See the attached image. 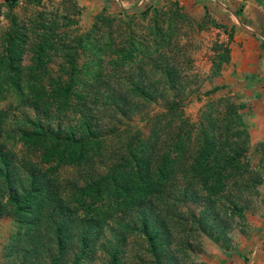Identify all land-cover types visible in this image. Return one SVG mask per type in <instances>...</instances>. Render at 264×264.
<instances>
[{
    "label": "rangeland",
    "instance_id": "obj_1",
    "mask_svg": "<svg viewBox=\"0 0 264 264\" xmlns=\"http://www.w3.org/2000/svg\"><path fill=\"white\" fill-rule=\"evenodd\" d=\"M68 1L41 0L39 6H31L24 0H16L11 8L16 24L25 28L30 27L35 11H43L50 19L55 16L58 42L64 41V36L85 33L91 28L94 17L100 15L92 38L98 45L108 44L102 48V55L94 58L99 61L98 65L84 68V64L92 59L87 54L76 60L77 76L85 83L92 81L93 72L101 71L95 83L97 87L89 90L85 102L93 123L105 137L102 151L80 167H63L55 171L45 170L46 166L39 167V173L53 190L51 196L61 198L65 204L78 185L104 173L115 162L124 143L134 133L149 146L151 164L155 166L177 134L188 129L185 125L189 124L192 132L178 156L176 171L162 199H153L141 209L117 217L101 230H89L79 225L74 216L68 217L70 225L66 233L69 239L57 264H112V261L114 264H264V159L258 145L262 140L251 138L244 123L249 134L246 157L251 174L244 177L246 184L243 187L229 182L217 199H208L197 180L184 173L197 148V126L202 123L219 138L223 122L221 113L225 107L222 99L241 105L233 93L241 91L253 97L257 92L259 80L251 81L255 83L251 88L239 89L241 86L237 82L222 84L227 69L221 67L217 76H213L211 70L220 50L218 44L227 45L229 49L233 39L232 18L243 25L247 19V26H251L253 16L256 22L257 19L261 22L258 16L264 17V0H71L79 10L77 16ZM0 5L1 37L7 28L9 14L4 0H0ZM174 10H177V16L173 15ZM63 15L66 19L61 21ZM68 19H75L76 24L66 26ZM155 29L162 31L156 46L153 44ZM257 35V40L264 36ZM29 37L33 40L31 35ZM131 43L140 52L136 56L132 54L130 62L123 67L109 62L117 47L125 48ZM1 50L0 46V53ZM29 57L27 43L21 64L27 65ZM60 63V58L54 56L47 65L49 73L57 75ZM228 73L232 76H226L232 80L241 76L231 68ZM128 82H139L149 94L148 101L131 98L125 90ZM75 90L80 87L75 86ZM103 90L113 96L119 95L120 102L124 100L125 114H116L102 105L99 91ZM3 95L0 110L6 111V119L1 126L6 133L23 127L21 121L26 119L60 129L71 120V117L58 118L53 113L48 116L36 114L18 103L11 91ZM168 101L177 103V110L163 116ZM241 110L238 111L240 115ZM182 120L187 124L184 125ZM1 140L2 151L10 158L11 183L22 196L28 189V174L34 171L32 163L36 161V155H26L19 143ZM256 177L261 179L259 185L251 183ZM3 193L0 180L2 201L5 200ZM45 196L36 200L42 203V208L39 219L30 229L18 225L11 214L0 217V264H52L51 258L57 250L52 229L45 219L48 199L44 201ZM143 217L148 233L156 236L154 252L149 250L141 233L140 219ZM81 230H86V239L78 258L81 246L77 235Z\"/></svg>",
    "mask_w": 264,
    "mask_h": 264
},
{
    "label": "trees",
    "instance_id": "obj_2",
    "mask_svg": "<svg viewBox=\"0 0 264 264\" xmlns=\"http://www.w3.org/2000/svg\"><path fill=\"white\" fill-rule=\"evenodd\" d=\"M27 5L39 6L41 0H24ZM72 5L75 16L78 8L74 1H68ZM8 9V25L0 37V98L5 92L11 91L18 103L30 108L36 114L48 116L53 113L58 118L71 117L68 125L50 128L41 122L32 119L21 121L23 127L11 132H4L2 123L6 119V111L0 110V138L1 141L19 143L25 149L26 155H36V161L32 163L33 172L28 174V189L21 196L12 185V175L9 169V155L2 151L0 146V180L4 190L3 199L0 198V217L11 214L18 225L26 230L39 219L42 203L37 198L46 195L44 201L47 206L46 223L52 229V237L57 253L51 258L52 264L64 255L67 247L69 218L74 216L79 225L89 230H101L117 217L139 210L153 199H162V194L168 186L176 171L178 156L182 153L187 139L190 138L192 128L185 125L186 129L177 134L167 149L159 156L158 163L152 166L150 148L138 133H134L125 143L120 156L102 174L78 185L63 204V200L51 196L53 190L39 173L38 168L46 166L45 170L55 171L58 168L80 167L86 165L93 157L101 153L105 140L101 130L95 126L85 100L89 90L97 85L100 70L92 73V81L85 83L77 76L79 68L76 65L77 58L81 55H91L92 59L84 64V68L90 65H98V58L102 55V48L107 43L98 45L92 38L93 30L100 21L101 16H95L91 28L78 36H64V41L56 40L58 34L57 20L43 11H35L30 19V27L19 26L16 18L11 14V8L16 0H4ZM1 7V5H0ZM121 9L124 7L120 6ZM178 15L177 10L173 15ZM176 15V16H177ZM66 19L65 15L60 20ZM76 24L75 19H68L67 25ZM162 31H153V44ZM29 35L32 36L30 39ZM29 43L30 57L27 65L21 64V56L24 47ZM131 46L133 49H131ZM132 43L126 47H117L114 57L109 60L114 66L123 67L130 62L132 54H139L140 50ZM220 49L217 59L213 60L211 73L217 76L222 65L229 60L227 45L218 44ZM57 56L61 63L57 69V75L53 76L47 69L51 59ZM95 84V85H94ZM79 86L80 90H75ZM99 89V88H98ZM125 90L131 98L139 100L149 99V94L140 86L139 82H131L125 85ZM216 89L212 90L214 92ZM103 100L102 105L111 108L116 114H125L126 103L119 101V95L113 96L99 91ZM98 94V91H97ZM148 101V100H147ZM225 104L222 110L221 136L214 135L200 123L197 126V148L195 155L184 170L185 176L197 180L201 190L208 199H217L222 196L229 182L233 186L243 187L246 184L244 177L251 174V167L247 160V147L249 134L239 114L241 105H234L227 99H222ZM165 113L170 115L177 110V103L168 101L165 103ZM181 116L180 112L178 113ZM208 120V117H205ZM181 130V129H180ZM264 159V140L258 143ZM258 147V146H257ZM264 163V161H263ZM239 180V181H238ZM253 185H259V177L251 180ZM43 199V197L41 198ZM40 199V200H41ZM69 217V218H68ZM141 233L146 238L148 248L154 252L156 236L147 231L146 218L140 219ZM81 252L84 250L86 230H81L77 235ZM112 264L113 261H112Z\"/></svg>",
    "mask_w": 264,
    "mask_h": 264
},
{
    "label": "crops",
    "instance_id": "obj_3",
    "mask_svg": "<svg viewBox=\"0 0 264 264\" xmlns=\"http://www.w3.org/2000/svg\"><path fill=\"white\" fill-rule=\"evenodd\" d=\"M246 8V6L244 7ZM243 8V9H244ZM255 8V7H254ZM261 14V13H260ZM262 15V14H261ZM261 17V22L259 19H254L250 21L251 26L247 22L243 25L238 23L237 19L233 17V39L229 46V60L227 64L222 67L225 71L229 72L233 69L236 70L237 74H241L237 79H231L230 75L226 72L221 80L222 84L239 83L241 88H251L255 86V81L257 82V92L253 97H250L242 92L238 91L233 93L237 102L242 105L241 118L245 123L246 127L249 129V134L251 138L255 140H264V36L260 37L258 40V34L264 35V17ZM240 21V20H239ZM254 21V22H253ZM256 30V31H255ZM260 30V32H258ZM256 33V35L254 34ZM228 65V66H227ZM234 67V68H233ZM228 75V76H226ZM263 80V81H262ZM251 81H254L253 83ZM236 84V83H235ZM245 84V85H242ZM238 88L234 89L237 91ZM250 97V98H249Z\"/></svg>",
    "mask_w": 264,
    "mask_h": 264
}]
</instances>
